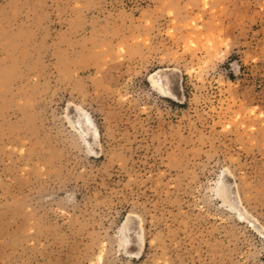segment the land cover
I'll list each match as a JSON object with an SVG mask.
<instances>
[{
	"label": "rangeland",
	"instance_id": "1",
	"mask_svg": "<svg viewBox=\"0 0 264 264\" xmlns=\"http://www.w3.org/2000/svg\"><path fill=\"white\" fill-rule=\"evenodd\" d=\"M0 264H264V0H0Z\"/></svg>",
	"mask_w": 264,
	"mask_h": 264
},
{
	"label": "bare ground",
	"instance_id": "2",
	"mask_svg": "<svg viewBox=\"0 0 264 264\" xmlns=\"http://www.w3.org/2000/svg\"><path fill=\"white\" fill-rule=\"evenodd\" d=\"M149 81L151 85L162 96L177 101L182 100V77L181 73L178 70L172 68L157 69L154 72L150 73ZM67 107H70L72 109L71 113L73 114L72 119H70V122L73 131L81 140L85 142V144L88 146V151L93 155H97L100 151L96 146L99 137V131L92 122L90 115L78 105L69 104V106ZM221 191V197L223 198L221 199L222 204L226 205L228 209L237 214L239 220L248 222L252 228L256 229L257 232L261 233V229L257 225V221L253 218L250 213L246 211V209L240 203V197L237 190L236 182L232 174L226 170L223 173V183ZM216 194L218 196L217 189ZM231 202H234V204H232ZM121 236L122 237L120 238L122 241H129V243L126 242L127 246L125 252L130 257H140L143 251L144 235L143 227L140 224V220L136 215L129 214L126 217L124 225L121 229Z\"/></svg>",
	"mask_w": 264,
	"mask_h": 264
}]
</instances>
